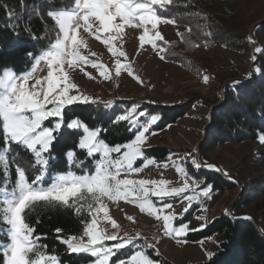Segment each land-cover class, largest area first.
Masks as SVG:
<instances>
[{"label":"snow or ice","instance_id":"1","mask_svg":"<svg viewBox=\"0 0 264 264\" xmlns=\"http://www.w3.org/2000/svg\"><path fill=\"white\" fill-rule=\"evenodd\" d=\"M169 3L170 0H70L64 8L50 9L47 12L53 21L52 32L55 35L54 39L52 35L44 38L48 44L38 56L29 53V57L35 62L33 68L24 74H16L11 69L0 70V135L4 141L0 147V171L4 173L3 179H0V225H3L0 226V256L3 257L0 264H60L59 255L47 253V246L40 243L42 236H34L35 226L28 222V217L39 204L74 207L77 215L87 212L90 219L82 221L81 236L57 238L66 246L69 254L90 255L94 258V264H156L147 254V250L154 249L155 245L139 232L135 236L127 233L121 235L120 226L108 214L104 198L110 201L123 199L138 204L142 212L147 211L157 220L162 219L166 236L174 235L179 240L186 237L189 231L199 230L190 229L189 224L184 222V214L193 208V201L199 206L201 198L210 199L214 186L205 183L201 188L196 178L186 171L185 161L190 162L196 171L202 167L213 171L221 169L214 164L199 161L196 149L173 161L176 171L184 177L180 187H169V181L164 179L131 178L141 173L143 168L156 164L155 158H149L145 154L143 145L150 130L155 134L153 126L162 120L160 114H149L147 110H139L140 105L134 104L124 114L118 115L116 119L128 121L131 125L129 130H134L135 135L131 142L114 146L99 138L100 127L90 130L89 126L77 118L66 125L64 121L67 106L96 103L91 97L79 92L78 85L70 79L65 64L68 68L90 64L104 79H109L105 65L81 54L80 48L86 41L80 35V29L107 46L108 51L116 58L117 75L122 68L127 69L129 75L139 81L140 77L132 71V64L121 63L120 58L127 60V54L116 46V42L121 39L125 27L143 28V34L139 36L141 46L147 43L153 49L158 48L157 41L163 37L159 31H155L157 26L176 23L174 19L163 16ZM148 25H151V29ZM150 32L153 34L150 35ZM205 35L210 36L211 33ZM160 50L164 51L162 48ZM260 56H264V47L258 46L251 59L255 62ZM160 58L164 59L163 56ZM41 61L46 62L48 71L46 76L38 78L35 75V65H39ZM85 75L92 78L89 73ZM208 80L207 75L203 76L204 83ZM29 81L34 83L29 84ZM233 83L239 84L238 81ZM109 104L110 102L105 104V108ZM140 117L146 119L141 121ZM64 126L72 130L82 129L83 136L78 141V148L86 150V158L93 161L91 167L94 172L90 174L85 168L86 160L75 158V151L70 150L66 156L71 164L82 169V174L72 171L67 174H52L50 183H46L49 180L50 160H55L51 148ZM257 138L264 145V133H259ZM13 144L33 155V162L29 165L34 171L31 180L28 179L27 170L20 165L15 167L16 180H11L9 161L15 164L16 160V157L9 155L13 151ZM95 154H99L98 159ZM138 159L143 160L142 167L134 166ZM167 159L172 160V156ZM160 167L168 168L169 165L165 163ZM197 189L199 191L196 195H184L189 190L196 192ZM150 197H156L160 206L157 207ZM177 197L188 201L179 217L174 212L167 211L173 208L167 198ZM80 201L85 203L81 204ZM228 214L229 210L226 209L225 215ZM127 218L130 221L134 219L131 216ZM102 219L115 231L102 224ZM177 219L179 225L174 226L173 222ZM61 231L56 229L57 233ZM109 241L112 243H106ZM129 246L133 248L132 253L119 258L118 254ZM206 255L211 261L213 253L207 252ZM113 257L117 259L113 260Z\"/></svg>","mask_w":264,"mask_h":264},{"label":"trees","instance_id":"2","mask_svg":"<svg viewBox=\"0 0 264 264\" xmlns=\"http://www.w3.org/2000/svg\"><path fill=\"white\" fill-rule=\"evenodd\" d=\"M69 3L70 0H0V70L11 69L16 74L30 71L35 62L29 57V53L38 56L48 44L44 38L52 35L54 39L53 21L47 12L50 9H62ZM251 7L247 0H171L163 16L174 19L175 24L187 30L185 40L189 44V52L174 49L173 52H168L167 60L177 61L188 67V55H191L188 53L209 45L245 53L253 40L260 43L264 35V22L256 24L248 33V28L256 22L251 14H245ZM208 32L211 33L210 36L205 35ZM220 81V85H223L221 93L215 91L221 97L218 106L210 105L208 100L197 94L169 106L140 103L136 100H114L107 108L105 104L81 103L66 107L64 121L66 125L77 118L89 126L90 130L100 127L99 138L114 146L134 139L135 131L129 130L130 123L116 119L134 104L141 106L139 110L162 116L158 125L153 126L155 132L176 124L196 102L212 107L200 147L201 160L203 161L205 153L210 149L227 145L238 146L254 142L255 150L248 157L249 163L244 160L232 179L223 178L218 172L206 170L205 167L198 171L188 167V173L202 182L203 186L206 183L214 186V190H232L236 187L240 190L228 215L218 216L204 229L183 237L188 243H197L211 237H216L219 241L218 250L211 261L190 264H264V234L256 228L257 224L264 223V145L257 138L259 133H264V56L253 62L248 78L232 79L227 76ZM235 81L239 84L234 85ZM139 119L143 121L146 118ZM82 136L81 129L62 127L61 134L51 148L55 160H50L49 180L46 183H50L52 174H67L69 171L82 174V169L69 162L66 154L70 150L75 151V158L86 160L85 168L90 174L94 172L91 167L92 159H87L86 152L78 148V141ZM3 144L0 135V147ZM11 147L13 151L9 155L16 157L15 164L9 161L11 180L15 181L17 178L16 165L24 167L28 179L31 180L34 171L29 165L33 162V155L19 145L13 144ZM144 152L149 158L164 160L175 153V150L154 147ZM3 176L4 173L0 171V179ZM192 213L193 210L187 214L184 222ZM84 219H90L86 211L77 215L74 207H49L39 204L28 217V222L35 226L34 236H42L40 243L47 246V253L59 255L60 264H91L94 258L86 254H69L66 246L57 238L81 236ZM56 229L62 231L57 233ZM132 251L133 248H127L118 256L124 258ZM147 254L156 264H171L154 250H147ZM116 259L117 257H113V260ZM2 260L3 257L0 256V262Z\"/></svg>","mask_w":264,"mask_h":264},{"label":"rangeland","instance_id":"3","mask_svg":"<svg viewBox=\"0 0 264 264\" xmlns=\"http://www.w3.org/2000/svg\"><path fill=\"white\" fill-rule=\"evenodd\" d=\"M247 2L252 6V9L245 14H251L256 21L248 28V33H250L256 24L264 22V0H247ZM148 27L151 29V25H148ZM155 31H159L163 37L162 40L157 41L159 47L156 49H153L147 43L141 46L139 36L143 34V28L125 27L121 39L116 42V46L122 48L127 54V60L123 57L120 58L121 63H131L133 73L140 77L139 81L129 75L127 69L122 68L119 75H117L116 58L108 51L107 46L84 33L83 29H80V35L83 36L86 44L81 46V54L88 56L92 61L105 65L109 73V79H104L99 71L92 68L90 64L75 68H68L65 64V69L72 82L78 85L79 92L91 97L96 101L95 104H108L109 102L112 104L114 100H136L140 103L148 102L169 106L179 104L181 101L197 94L208 100L210 105L218 106L221 97L216 95L215 91L221 93L223 85H220V80L227 76H231L232 79L248 78L252 72L253 61L251 57L255 48L258 46L264 47V35L261 37L260 43L253 40L245 53L227 50L215 45L202 46L197 51L188 53L191 55H188L189 63L187 67L177 61L167 60L168 52H173L174 49L178 48L189 52V49H187L189 44L185 40L187 30L177 24L162 23L157 26ZM178 33L183 34V36L181 37ZM149 34L152 35L153 33L150 32ZM161 48L164 51H161ZM90 53H95V55H90ZM161 56L164 59H161ZM35 66L37 69L35 75L38 78L47 75L46 62L41 61L39 65ZM85 73H89L92 78H89ZM205 75L209 77L207 83L203 81ZM31 83H34V81H29V84ZM211 108L196 102L176 124L168 126L163 131L155 132V134H152L151 131L147 133L143 151L149 148L163 147L173 149L175 153L170 154L172 160L167 159L170 155L164 160H156V164L143 168L141 173L135 174L131 178L164 179L169 181V187H180L183 184L184 177L176 171L173 161L179 160L183 155L192 152L193 149H196V156L199 161L214 164L221 169V171H216L221 177L229 179V177L236 175L244 160L249 163L248 157L255 150V143L247 142L238 146L227 145L212 148L205 153L202 161L199 156L200 147L204 140L205 129L210 121ZM84 151L86 152V150ZM95 157L98 159L99 154H95ZM138 162H140L139 165ZM165 163L169 165L168 168L160 167ZM142 165L143 160L138 159L134 166L142 167ZM184 166L186 171H188L189 166L193 168L190 162L187 161H185ZM206 170L210 169L206 168ZM197 183L200 184L201 188L203 187L202 182L197 181ZM198 191L199 189L196 192L189 190L184 195H196ZM239 191L238 187L232 190H214L210 199L201 198L202 203L199 206H197L196 201H193V208L188 212L190 213L193 210V213L185 222L189 224L190 229H199L198 231L204 229L214 218L225 215L226 209L230 213V208L239 195ZM150 199L157 204V207L160 206L156 197H150ZM167 199L173 204V208L167 211L174 212L177 217L181 215L183 208L188 205L186 199L181 200L178 197ZM80 203L85 202L80 201ZM103 203L107 206L109 216L120 226L121 235L127 233L135 236L139 232L155 245L154 249L148 250H154L156 254L158 253L171 264L203 262L208 260L207 252L214 254L218 250L219 241L216 237L197 243H188L183 238L178 240L174 235L166 236L162 219L157 220L154 216L149 215L147 211L142 212L138 204L126 202L123 199L110 201L107 198L103 199ZM187 214H184V218ZM100 216L102 218L103 213ZM128 216L134 219L130 221L127 218ZM197 217H203V219H197ZM102 224L111 231H115L103 219ZM173 224L178 226L179 219L174 221ZM256 228L264 234V223L257 224ZM193 232L197 231H189L188 234ZM84 239L87 240V237H84ZM142 242L138 241V243ZM106 243L111 244L112 242ZM128 248H132V246ZM91 264H94V262Z\"/></svg>","mask_w":264,"mask_h":264}]
</instances>
